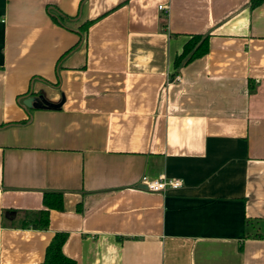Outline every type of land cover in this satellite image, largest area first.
Returning <instances> with one entry per match:
<instances>
[{"label":"crops","instance_id":"obj_1","mask_svg":"<svg viewBox=\"0 0 264 264\" xmlns=\"http://www.w3.org/2000/svg\"><path fill=\"white\" fill-rule=\"evenodd\" d=\"M252 1L0 0V264H41L57 232L76 264H264ZM194 34L208 52L175 72ZM30 91L64 102L25 108ZM160 175L182 186L140 183ZM45 191L62 209L23 225Z\"/></svg>","mask_w":264,"mask_h":264},{"label":"trees","instance_id":"obj_2","mask_svg":"<svg viewBox=\"0 0 264 264\" xmlns=\"http://www.w3.org/2000/svg\"><path fill=\"white\" fill-rule=\"evenodd\" d=\"M261 1L262 0H253L251 6L258 4ZM208 41V34L191 35L188 41L184 44L182 52L176 55L174 58L175 72H177L179 68L187 65L194 59L205 55L208 52ZM71 50L72 48L68 52H66L62 56V58ZM175 72L171 75V77L174 76ZM43 203L45 205V208L36 212H31L32 216L28 217V219L23 222V225L29 227L31 226L35 229H46L48 226L50 209L61 210L63 207L62 193L57 191H45L43 193ZM66 238L67 234L64 232H57L53 235L48 245L46 246L44 259L41 264H76L75 260L67 257L62 252V245Z\"/></svg>","mask_w":264,"mask_h":264},{"label":"built area","instance_id":"obj_3","mask_svg":"<svg viewBox=\"0 0 264 264\" xmlns=\"http://www.w3.org/2000/svg\"><path fill=\"white\" fill-rule=\"evenodd\" d=\"M159 8L167 9L163 5H160ZM140 183L150 191H165L167 189H177L182 186L181 180L167 178L165 175H160L156 179H149L147 176H143Z\"/></svg>","mask_w":264,"mask_h":264},{"label":"water","instance_id":"obj_4","mask_svg":"<svg viewBox=\"0 0 264 264\" xmlns=\"http://www.w3.org/2000/svg\"><path fill=\"white\" fill-rule=\"evenodd\" d=\"M64 102V96L62 95L60 102L53 103L48 101L42 93L38 95H32L31 91L27 96L22 98V105L25 108H48L57 109L60 108Z\"/></svg>","mask_w":264,"mask_h":264}]
</instances>
